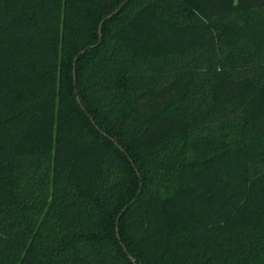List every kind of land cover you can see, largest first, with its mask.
Wrapping results in <instances>:
<instances>
[{
	"label": "trees",
	"instance_id": "trees-1",
	"mask_svg": "<svg viewBox=\"0 0 264 264\" xmlns=\"http://www.w3.org/2000/svg\"><path fill=\"white\" fill-rule=\"evenodd\" d=\"M0 264H264V0H0Z\"/></svg>",
	"mask_w": 264,
	"mask_h": 264
},
{
	"label": "water",
	"instance_id": "water-1",
	"mask_svg": "<svg viewBox=\"0 0 264 264\" xmlns=\"http://www.w3.org/2000/svg\"><path fill=\"white\" fill-rule=\"evenodd\" d=\"M122 7V5L121 6H119V8H121ZM118 8V9H119ZM117 9V10H118ZM117 10H115L113 13H111L108 17H110V16H112ZM106 18H104L101 22H100V25H99V34H100V38H102V36H103V30H102V26H103V22H104V20H105ZM101 41V40H100ZM99 41V42H100ZM74 75H76V70L74 71ZM75 79H76V76H75ZM79 101H81L80 99H79ZM92 120H93V118H92ZM134 164V163H133ZM128 206V205H127ZM127 206L124 208V209H126L127 208ZM119 221V220H118ZM117 235H118V237L120 238L121 237V235H120V231H119V225H118V223H117ZM121 244L122 245H124V243H123V241H121ZM124 248H125V250H127V248L124 246ZM132 258V257H131ZM133 261H135L134 259H133Z\"/></svg>",
	"mask_w": 264,
	"mask_h": 264
}]
</instances>
